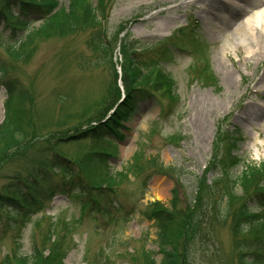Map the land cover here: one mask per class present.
I'll list each match as a JSON object with an SVG mask.
<instances>
[{
    "label": "rangeland",
    "instance_id": "1",
    "mask_svg": "<svg viewBox=\"0 0 264 264\" xmlns=\"http://www.w3.org/2000/svg\"><path fill=\"white\" fill-rule=\"evenodd\" d=\"M230 1L109 0L103 32L108 42L114 44L117 38L113 57L118 73L120 43L128 32L148 45L171 43V56L166 55L163 64L174 86L173 99L141 101L114 133L92 128L105 123L117 109L114 103L122 101L117 99L113 70L90 47L97 30L43 38L28 63L12 61L0 43V60L7 62L5 83L30 89L37 132L25 151L5 156L7 146L0 145V189L15 174L47 164L58 137L59 153L78 162L92 160L86 170L92 181L122 172L116 203H110L107 215L93 206L82 208L91 196L75 197L79 188L57 193L30 220L17 218L15 225V218L0 207V261L9 255H31L35 243L44 248L45 257L55 260L46 247L63 236L72 244L57 255L60 264H149L151 257L160 261L158 222L147 216L151 203L168 206L175 190L180 210H186L199 178L206 176L211 183L232 156L242 160L228 167L232 177L264 161V17L256 18L264 0H234L232 6ZM236 12L240 20L230 21ZM243 24H249L248 30ZM2 37L0 42L10 38V31ZM14 63L15 71L10 67ZM205 66L209 76L202 79ZM230 73L233 77L227 80ZM4 84L0 79V125L8 99ZM117 85L124 94L120 77ZM77 132L85 134L74 137ZM238 140L236 151L227 155ZM103 148L115 157L100 154ZM234 192L242 195L241 189ZM98 193L92 196L98 199ZM207 216L192 264H239L232 223L218 225L211 213Z\"/></svg>",
    "mask_w": 264,
    "mask_h": 264
},
{
    "label": "trees",
    "instance_id": "2",
    "mask_svg": "<svg viewBox=\"0 0 264 264\" xmlns=\"http://www.w3.org/2000/svg\"><path fill=\"white\" fill-rule=\"evenodd\" d=\"M107 5L109 0H69L68 5H63L58 0H0V35L4 38L8 30L11 35L0 43L12 61L28 63L32 59L37 41L43 38L65 31L77 32L86 28L97 30L98 35L95 34L92 38L95 39L90 47L113 70L117 99L122 101L114 103H118L117 109L105 123L92 128L97 132L106 130L114 133L118 127H122L121 123L128 119L141 101L156 99L157 96L174 98L173 80L163 64L164 57L170 55L172 48L171 43L166 41L148 45L133 39L130 33L125 32L120 43L122 63L119 74L113 57L117 38L114 44L112 41L108 42L103 32L104 22L108 18ZM36 22L39 23L38 26H34ZM0 62V79L4 84V79L8 77L7 62ZM16 64L18 63L10 65L14 71ZM208 71V66H205L200 78L208 77ZM118 77L124 94L117 85ZM4 85L8 99L5 103V118L0 125V145L7 146V156L11 152L25 151L32 146L37 132L33 128L31 117L30 89L13 81ZM116 92L112 95L113 99ZM77 134L74 137H81L85 132ZM44 139L50 137L45 135ZM61 139H55L53 153L47 164L37 163L35 170L32 169L27 174H15L0 189V207L6 208L15 218L14 225L17 218L30 220L32 215L44 209L48 200L66 189L71 191L79 188V193L74 194L75 197H85L86 194L91 196L83 202L82 208L93 206L104 215L111 213L110 203H116L114 198L122 184V172H110L103 179L92 181L86 171L92 160L88 163L78 162L59 153L55 148ZM238 142L239 140L232 142L227 155L236 151ZM108 151L109 148H103L100 154L115 157V153ZM241 162L242 160L232 156L226 169L211 183H208L206 176L199 178L197 191L195 190L186 210H180L179 196L175 190L168 206L160 201L150 204L147 216L158 222V242L163 256L160 261L151 257L149 264H192L193 254L197 252L196 243H199V231L208 213L212 214L211 221L218 225L221 222L232 223L239 264H264V161L245 166L240 175L232 177L229 168L238 166ZM100 163L105 165L106 161ZM60 174L61 179L58 180ZM224 183L227 186H223ZM238 189L242 190L240 196H236V191L234 192ZM93 191L99 192L98 199L92 196ZM102 202L107 205L104 206ZM208 208H212L210 212H207ZM69 242L72 244L70 237ZM69 242L68 237L63 236L53 246L46 247L51 254H55V260L45 257L44 248L40 249L35 243L31 255H9L0 264H60L57 255L61 251H67Z\"/></svg>",
    "mask_w": 264,
    "mask_h": 264
},
{
    "label": "bare ground",
    "instance_id": "3",
    "mask_svg": "<svg viewBox=\"0 0 264 264\" xmlns=\"http://www.w3.org/2000/svg\"><path fill=\"white\" fill-rule=\"evenodd\" d=\"M229 3H230L231 6H232V4H234V0L230 1ZM211 9H212V8H211ZM234 14H235V13H234ZM232 16H233V15H232ZM240 17H241V13L236 12V14H235V18H232V19H229V20H230V21H234V20H235V21H239V20H240ZM260 17H264V10L256 15V18H257V19H259ZM223 18H224V17H223ZM256 18H254V19H256ZM257 19H256V20H257ZM256 20H255V21H256ZM242 27H243L242 29H244V30H248V28H249V24H243ZM263 52H264V50H263ZM232 77H233V75H232L231 73L228 74V75H226V79H227V80H230Z\"/></svg>",
    "mask_w": 264,
    "mask_h": 264
}]
</instances>
